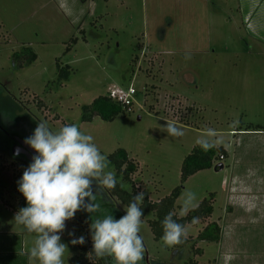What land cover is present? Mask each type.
Masks as SVG:
<instances>
[{
    "label": "rangeland",
    "instance_id": "rangeland-1",
    "mask_svg": "<svg viewBox=\"0 0 264 264\" xmlns=\"http://www.w3.org/2000/svg\"><path fill=\"white\" fill-rule=\"evenodd\" d=\"M258 2L257 22L263 23L264 0ZM239 5L240 0H0V184L6 185H0V222L14 225L13 232L25 230L14 221L13 207L25 198L18 181L30 162L13 155L12 142L33 135L40 121L54 132L75 124L93 136L102 154L127 151L136 164L130 190L157 202L181 186L179 217L192 210L183 212L188 192L195 193V207L214 194L213 214L186 225L190 242L182 248L155 239L149 225L154 213L142 217L143 264H264V40L251 32ZM27 46L37 57L18 67L14 53ZM58 66L69 70L67 79L59 78ZM130 84L140 91L132 109L113 121H81L82 105L107 94L111 85ZM166 124L184 135H169ZM198 140L226 149L215 161L224 168L199 171L182 183L183 161ZM98 200L114 218L126 214L127 206L111 192ZM98 216L81 210L66 221L64 264H114L93 252L89 225ZM213 221L222 229L220 241H196ZM24 234L31 250L35 234ZM80 236L85 244L72 245Z\"/></svg>",
    "mask_w": 264,
    "mask_h": 264
},
{
    "label": "clouds",
    "instance_id": "clouds-1",
    "mask_svg": "<svg viewBox=\"0 0 264 264\" xmlns=\"http://www.w3.org/2000/svg\"><path fill=\"white\" fill-rule=\"evenodd\" d=\"M165 129L173 137L184 135L183 130L173 124H166ZM208 133L215 135L211 129ZM93 140V136L83 133L75 124H66L54 132L45 121H40L33 135L25 139L37 155L18 181V190L26 198L27 206L17 211L14 221L27 233L35 234L28 264H33L34 260L39 264H64L68 246L62 242V234L66 230V221L81 210L101 214L89 225L93 252L98 259L111 258L114 264H143L146 249L139 233L144 216L140 204L145 199V192L133 196L125 207L126 214L118 220L107 213L98 197L103 199L118 183L121 188L124 184L117 180L115 171L109 167L111 161ZM197 143L207 152L217 141L198 140ZM94 185L97 191H94ZM195 199V193H187L183 212L195 208ZM173 215L169 212L162 221L161 240L167 247L187 241L186 226L178 223ZM197 221L198 217H193L192 223ZM69 235L75 236L74 232ZM85 242L84 236L71 240L72 245Z\"/></svg>",
    "mask_w": 264,
    "mask_h": 264
},
{
    "label": "trees",
    "instance_id": "trees-1",
    "mask_svg": "<svg viewBox=\"0 0 264 264\" xmlns=\"http://www.w3.org/2000/svg\"><path fill=\"white\" fill-rule=\"evenodd\" d=\"M72 41H76V37H72ZM69 47V46H67ZM37 57L36 52L30 47H24L22 52L14 53V60L18 67H22L25 64L31 63ZM59 78L67 79V70L64 71V67L58 66ZM129 110L128 106H124L121 103L115 101L108 94H100L96 96L90 103L82 105V122H92L95 117H99L104 121H113L121 112ZM210 142V141H209ZM15 155V154H14ZM227 151L223 146H215L205 152L202 147L198 144L191 152L185 157L182 168H181V182L185 183L188 178L195 173L210 169L212 167L219 166L215 164V161L220 159V157H225ZM111 164L115 170L117 180L122 181L124 188H121L118 183L113 191H110L115 195L124 205L128 206L132 201L133 196L137 193L134 190L129 189V183H131V175L136 171V164L129 158V155L125 149H118L108 156ZM2 187L6 185L1 183ZM1 189V188H0ZM182 187H176L170 195L162 198L160 201L153 202L148 196H145L144 201L140 204L144 212V216L149 213H154V219L149 221V225L154 234L155 239H161L163 235L162 221L165 216L172 212L173 218L182 225L193 224V217H198V219H203L210 217L214 212L213 198L214 194L208 198H204L202 202L190 210V212L184 216L179 217L175 214L176 201L180 196ZM3 195L0 192V199L3 200ZM27 206L26 198H23L16 206H14V211H18L22 207ZM143 216V217H144ZM222 229L220 225L213 221L205 226V228L198 234L196 241H206V242H218L221 239ZM190 242L187 237V241L181 245L175 246L177 248H182Z\"/></svg>",
    "mask_w": 264,
    "mask_h": 264
},
{
    "label": "crops",
    "instance_id": "crops-1",
    "mask_svg": "<svg viewBox=\"0 0 264 264\" xmlns=\"http://www.w3.org/2000/svg\"><path fill=\"white\" fill-rule=\"evenodd\" d=\"M258 1L259 0H240L239 9L245 18V22H248L251 32L255 36H259L257 37L258 39L264 40V22L262 23V19L260 21L261 23L257 22L261 16V13L258 12V10L262 4ZM255 16L256 21L254 20V25L252 20ZM106 211L110 212L109 209ZM15 212L16 211L13 210L14 214L17 213ZM116 217L117 214L115 218ZM13 226L14 225H4L0 222V264H28L30 249L28 247L27 236L24 234L27 231L25 229L13 232L14 230H11Z\"/></svg>",
    "mask_w": 264,
    "mask_h": 264
},
{
    "label": "built area",
    "instance_id": "built-area-1",
    "mask_svg": "<svg viewBox=\"0 0 264 264\" xmlns=\"http://www.w3.org/2000/svg\"><path fill=\"white\" fill-rule=\"evenodd\" d=\"M139 92V89L133 84H130L128 86L111 85L108 88L107 94L115 101L121 103L124 106H128L130 110L132 109L131 106L136 100Z\"/></svg>",
    "mask_w": 264,
    "mask_h": 264
},
{
    "label": "water",
    "instance_id": "water-1",
    "mask_svg": "<svg viewBox=\"0 0 264 264\" xmlns=\"http://www.w3.org/2000/svg\"><path fill=\"white\" fill-rule=\"evenodd\" d=\"M25 140L19 138L18 139V143L21 145V147L26 151V155H28V157L30 158V160L32 161V158L34 155H37V153L35 152L34 149H32L29 145H27L25 142ZM13 153L15 155H19V151L13 150ZM18 153V154H17ZM220 169L224 168L223 163L219 164ZM215 169H217V167H215Z\"/></svg>",
    "mask_w": 264,
    "mask_h": 264
},
{
    "label": "flooded vegetation",
    "instance_id": "flooded-vegetation-1",
    "mask_svg": "<svg viewBox=\"0 0 264 264\" xmlns=\"http://www.w3.org/2000/svg\"><path fill=\"white\" fill-rule=\"evenodd\" d=\"M23 140H25L26 138H21ZM11 148H13V150L19 151V155L18 156H22L24 157L26 160H28L30 163H32V161L30 160V158L28 157V155H26V151L21 147V145L18 143V139L16 138L12 144H11ZM14 155V154H13ZM86 212V211H85ZM90 214V213H88Z\"/></svg>",
    "mask_w": 264,
    "mask_h": 264
}]
</instances>
